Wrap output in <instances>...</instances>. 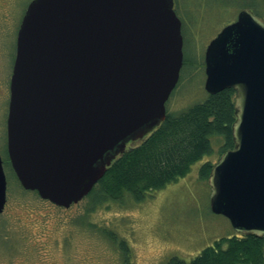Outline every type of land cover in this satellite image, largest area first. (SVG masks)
<instances>
[{"label": "water", "instance_id": "1", "mask_svg": "<svg viewBox=\"0 0 264 264\" xmlns=\"http://www.w3.org/2000/svg\"><path fill=\"white\" fill-rule=\"evenodd\" d=\"M263 4H264V0ZM173 0H32L9 83L6 149L25 190L68 208L164 120L183 64ZM204 89L235 92L233 148L211 167L209 207L264 237V19L243 9L206 46ZM6 177L0 156V213Z\"/></svg>", "mask_w": 264, "mask_h": 264}, {"label": "rangeland", "instance_id": "2", "mask_svg": "<svg viewBox=\"0 0 264 264\" xmlns=\"http://www.w3.org/2000/svg\"><path fill=\"white\" fill-rule=\"evenodd\" d=\"M29 2L0 0L2 159L7 155L6 117L16 36ZM244 8L264 12L262 0H175L174 9L182 20L184 63L166 102L167 113L206 98V46ZM211 144V155L193 163L185 176L147 192L141 201L125 196L93 209L88 198L68 208L42 200L23 190L3 165L6 201L0 213V264H165L171 257L189 262L215 242L233 237L230 221L211 212L210 188L199 175L203 163L213 165L220 156L221 138L212 137Z\"/></svg>", "mask_w": 264, "mask_h": 264}, {"label": "trees", "instance_id": "3", "mask_svg": "<svg viewBox=\"0 0 264 264\" xmlns=\"http://www.w3.org/2000/svg\"><path fill=\"white\" fill-rule=\"evenodd\" d=\"M253 12L264 18V12ZM234 95L233 89H224L180 112H166L164 120L145 139L128 147L107 168L85 197L90 199V209L125 196L141 201L147 192L185 176L193 163L212 154V137L222 140L220 155L233 148ZM3 165L19 185L7 155ZM211 167L209 162L201 165L200 179L207 181ZM165 264H264V237L234 235L215 242L189 262L171 257Z\"/></svg>", "mask_w": 264, "mask_h": 264}]
</instances>
